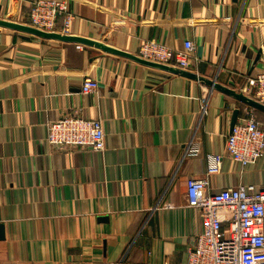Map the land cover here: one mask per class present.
Returning <instances> with one entry per match:
<instances>
[{
    "label": "crops",
    "instance_id": "crops-1",
    "mask_svg": "<svg viewBox=\"0 0 264 264\" xmlns=\"http://www.w3.org/2000/svg\"><path fill=\"white\" fill-rule=\"evenodd\" d=\"M34 1L0 0V22L29 25ZM67 2L69 35L88 41L0 25V264H185L201 229L185 181L205 176L206 154L221 156L211 190L264 188V156L241 167L225 152L264 70V0ZM144 40L191 41L199 80L103 49ZM88 76L98 88L83 94ZM65 114L100 119L105 148L51 146Z\"/></svg>",
    "mask_w": 264,
    "mask_h": 264
},
{
    "label": "built area",
    "instance_id": "built-area-1",
    "mask_svg": "<svg viewBox=\"0 0 264 264\" xmlns=\"http://www.w3.org/2000/svg\"><path fill=\"white\" fill-rule=\"evenodd\" d=\"M61 19V25L57 20ZM74 14L67 0H35L28 13L30 26L45 32L58 30L69 35ZM81 48V45H76ZM183 50H174L156 40L141 42L136 56L157 64L190 70L197 60L192 57L194 46L187 40ZM98 82L85 77L81 92L96 91ZM252 99L264 105V70L249 78ZM47 141L51 146L77 150L105 148V132L100 119H88L65 114L47 124ZM197 153L198 146L187 148ZM225 152L241 167L257 162L264 156V122L256 109L247 105L242 116L232 126ZM221 156L206 154L204 177H188L185 181V205L199 212L201 229L192 238L185 264H264V188L238 185L213 191L208 176L220 169Z\"/></svg>",
    "mask_w": 264,
    "mask_h": 264
},
{
    "label": "water",
    "instance_id": "water-1",
    "mask_svg": "<svg viewBox=\"0 0 264 264\" xmlns=\"http://www.w3.org/2000/svg\"><path fill=\"white\" fill-rule=\"evenodd\" d=\"M0 25L5 26V27L20 29V30H23V31H26V32H30V33H33V34H36V35H39V36H42V37H46V38H57V39H60V40H63V41H69V40L81 41V42L88 41V40H85V39H82V38H74V37H71L70 35H62V34L53 33V32L41 31V30H38V29H36V28H34L32 26H29V25L23 26V25H18V24H12V23H9V22H0ZM103 49H105L107 51H110V52H112L114 54H117V55H120V56H125L127 58L136 60V61H138V62H140L142 64H145L147 66H151V67H155V68H159V69H164V70H168V71L175 72V73H182V74H186V75H191L192 74L194 78L199 80V77H197V75L195 73L187 71V70H181V69L175 68V67H173L171 65H163V64H157V63H154V62H150V61H147V60L139 58L135 54L124 52L122 50H118V49H115V48H110V47L103 46ZM246 104L249 105V106H252L255 109H259V110L264 111V105L256 102L253 99L252 100H247ZM234 124L235 123H234V120H233L232 126ZM232 126H231V128H232Z\"/></svg>",
    "mask_w": 264,
    "mask_h": 264
}]
</instances>
